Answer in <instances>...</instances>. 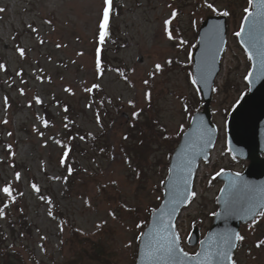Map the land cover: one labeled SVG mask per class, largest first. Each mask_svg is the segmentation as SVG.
<instances>
[{
  "label": "rangeland",
  "instance_id": "1",
  "mask_svg": "<svg viewBox=\"0 0 264 264\" xmlns=\"http://www.w3.org/2000/svg\"><path fill=\"white\" fill-rule=\"evenodd\" d=\"M112 1L119 13L109 18L112 41H104V57L121 73L98 74L95 44L103 0H0V64L5 66L0 70V189L10 185L15 197L8 200L0 191V208L7 204L0 217V249L18 252L20 264H133L142 228L137 225L161 199L169 149L199 96L184 64L195 24L214 12L209 3L230 15L210 102L216 142L196 170V196L176 219L186 251L195 249L186 243L192 226L203 234L210 225L221 185L214 175L246 164L235 160L225 143L229 109L247 89L249 62L235 36L246 1ZM173 10L181 40L165 32L164 20ZM17 48L25 50L23 57ZM34 95L46 104L50 125H41L42 108L33 103ZM77 129L96 138V147L78 140L73 162L68 161L74 172L66 173L57 139ZM24 216L27 224L21 227ZM240 235L238 263L264 264V216L241 226ZM68 259L76 262L65 263Z\"/></svg>",
  "mask_w": 264,
  "mask_h": 264
},
{
  "label": "water",
  "instance_id": "2",
  "mask_svg": "<svg viewBox=\"0 0 264 264\" xmlns=\"http://www.w3.org/2000/svg\"><path fill=\"white\" fill-rule=\"evenodd\" d=\"M258 4L259 0H254L251 7L253 13L258 11ZM252 21L253 18L243 20L245 33L238 37L247 55L251 52L254 57L250 60L249 72L252 76L248 80V92L231 111L226 122V143L230 152L238 158L248 160V164L242 172H220L218 179L223 184L217 195L218 209L212 224L200 240L197 227L193 228L187 242L190 245L198 243V249L194 254L183 256L182 253L185 252L180 247L174 220L180 208L189 200L188 193L191 192L198 161L208 157L216 137V126L210 120L209 101L225 44L226 18L223 15H209L198 29L197 44L192 55L193 79L197 81L203 108L192 114L189 126L171 154L163 183L162 200L151 212L140 235L136 264H202L205 253L211 255L210 264H232L229 257L231 258L236 247L235 235L240 224L253 219L264 208V156H261L264 152V76L257 78L261 68L256 55L264 45V17L258 20L255 46L248 38ZM236 173H240L239 178ZM233 182L235 186L230 188ZM178 189L183 195H177ZM249 208H254L255 211H249ZM165 226L168 234L177 241L176 256L150 261L147 245L156 237L158 230ZM225 237H230L229 243H225ZM232 244L235 246L232 247ZM197 253L200 255L197 256Z\"/></svg>",
  "mask_w": 264,
  "mask_h": 264
},
{
  "label": "snow or ice",
  "instance_id": "3",
  "mask_svg": "<svg viewBox=\"0 0 264 264\" xmlns=\"http://www.w3.org/2000/svg\"><path fill=\"white\" fill-rule=\"evenodd\" d=\"M254 3V0H248V7H245L243 9L244 12V16H243V20L244 21H249L250 18H253L252 24L249 27V32H248V38L250 41L253 42V45L255 46V41H256V30H257V25H258V20L261 17H264V0H259V4H258V11L253 13L251 11V7ZM112 6V0H103V13H102V19L100 20V24H99V40L101 42V44L105 41V38L108 35V23H109V14H110V9ZM207 7L212 9L213 11H216V9L214 8L213 4L209 3L207 4ZM0 11H3V9H0ZM224 16H228L230 15V13L228 11H224L222 13ZM172 18H175L177 16V12L176 10H173L171 13ZM170 24V20H165L164 21V26H165V32L168 35L169 39H172V33L171 31H169L168 29V25ZM33 31H36V29H33ZM245 33V24L241 23L240 24V28L239 31L235 32V36L237 37H241L242 35H244ZM264 39V38H262ZM42 42V41H41ZM57 47H60V45H57ZM17 51L19 52L20 56L23 57L25 54V50L23 48H17ZM97 59H96V68L97 71L100 70V48H97ZM247 51V49H246ZM256 55L259 57V63H260V68L261 71L258 74L259 78L260 76H264V45H262L260 47V49L258 50V52L256 53ZM253 54L251 52L248 53V59L252 60ZM169 63H171V61H169ZM156 71H160L161 70V65L157 64L156 66ZM5 68V66L3 64H0V70H3ZM17 75H20V73H17ZM252 76V73L249 72L248 75L244 76V79L246 81L250 80V77ZM145 83H147V81H145ZM193 84H196L197 81L195 79L192 80ZM99 85H92V88H98ZM92 88L86 89V91H91ZM66 91H70V89H66ZM21 94H23V89H21ZM149 94H146V96ZM35 100V102L37 104L42 103L41 99L39 96H36L33 98ZM129 103H132V101H129ZM237 103H239V101H237ZM5 104H7V97H5ZM65 111H67V108H65ZM138 113L134 112L133 116H137ZM45 126H47V121H44ZM181 127H183V125H181ZM10 135V133H9ZM41 135H43V133H41ZM83 139V137H81ZM57 143H59V141H57ZM9 148H11V145L8 146ZM65 157L68 155V152H65ZM61 164H64V159H61ZM171 171V170H170ZM222 171V170H221ZM72 172V169L69 168V173ZM221 173L217 172L216 175L219 176ZM236 177L239 178L240 177V173H236ZM21 178V174L19 172H17L15 174V179L19 180ZM185 183H187V181H185ZM235 186V182H233L232 185H230L231 187ZM32 188L39 192V188L36 184H32ZM0 191H2L4 194H6L9 198H11L12 200H15V197L12 194V188L10 185H6L4 186L2 189H0ZM177 195H183L182 192L179 191V189L177 190ZM196 193L195 191H192L190 193H188V198H192L195 197ZM41 199H43V197H41ZM7 207V204L5 203L3 208H0V217L4 216L5 212H4V208ZM249 211H255L254 208H249ZM49 215H52L51 211L49 212ZM215 215V213H214ZM259 215L264 216V211L260 212ZM137 227H139V225H137ZM139 239V237H138ZM235 239L236 240H243L244 237L239 235L238 233L235 235ZM225 243H229L230 242V237H225L224 238ZM261 244H264V241L260 242ZM232 247H234L235 245L232 244ZM258 247L260 246L259 244L257 245ZM148 251H147V256L149 258L150 261H159V260H164V259H169V258H173L176 256L177 253V249H178V245H177V241L175 238H173L170 234H168L167 232V228L165 227H161L158 232L156 237L151 240L149 242V244L147 245ZM182 251V250H181ZM183 256H188V253H182ZM200 254L197 253V256H199ZM231 258L229 257V260ZM205 262H207V264H210L211 262V255L208 253H205V257H204V261L202 262V264H205ZM234 264V262H233Z\"/></svg>",
  "mask_w": 264,
  "mask_h": 264
},
{
  "label": "trees",
  "instance_id": "4",
  "mask_svg": "<svg viewBox=\"0 0 264 264\" xmlns=\"http://www.w3.org/2000/svg\"><path fill=\"white\" fill-rule=\"evenodd\" d=\"M115 13H119V12L117 11ZM100 65H101L100 67H104V64L102 63V61H101ZM106 67L107 68H110L111 66L109 64H107ZM113 68H115V67H113ZM34 97H36V96L34 95ZM105 98L108 99V97H106V96H105ZM195 104H197V105L193 108V110L195 108H199L200 107V101L198 100ZM39 105L43 108V113H44L45 118H46V115H48L47 107L45 106V104H42V103H40ZM71 129H72V127H71ZM77 130L79 131V135L81 137H83L84 140H86L87 142H89L91 147H93L94 144H93L92 140H90V138H92L91 135L88 134V133H81L79 129H77ZM71 134L72 133L68 134L67 131H66L65 132V136L63 138L59 139V144L62 145V151L64 152V154H65L66 151L68 152V155L66 156V159L68 158V159H70L72 161V157L70 155L73 152V150H77V144L76 143H79V142H76V141L74 142L73 141V137L71 136ZM177 139H178V135L176 137H174L173 146H174L175 142L177 141ZM173 146L170 147L168 156H169L170 152L172 151ZM67 164L68 163H65L66 166H67ZM10 199L8 197V200H10ZM11 210L17 211V208H11ZM9 211H10V209H9ZM19 224L21 225V227H23L24 225L27 224L26 216H24L21 219V221L19 222ZM10 251L11 250H8L7 248L6 249H2V248L0 249V263H2V264H15V263H19L20 264V262H21V256L18 254V252L16 254H14L13 251H11V252ZM234 263L235 264H238V262H237L236 259H234Z\"/></svg>",
  "mask_w": 264,
  "mask_h": 264
}]
</instances>
